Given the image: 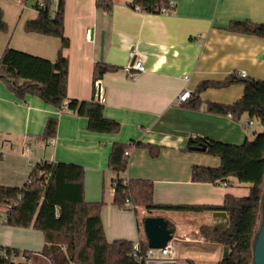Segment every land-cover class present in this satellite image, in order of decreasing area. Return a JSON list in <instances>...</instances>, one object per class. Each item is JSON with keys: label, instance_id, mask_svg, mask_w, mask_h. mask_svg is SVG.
Instances as JSON below:
<instances>
[{"label": "crops", "instance_id": "obj_1", "mask_svg": "<svg viewBox=\"0 0 264 264\" xmlns=\"http://www.w3.org/2000/svg\"><path fill=\"white\" fill-rule=\"evenodd\" d=\"M104 1L111 3V11L99 8L98 0H65L64 33L70 41L63 51L69 60L67 93L79 101L98 97L95 66L112 67L99 81V101L104 116L118 122L120 131H90L86 117L66 107L58 109L37 96L18 98L0 80V186L23 187L40 162L82 166L85 201L104 203L101 218L107 242L136 243L146 238L144 225L140 231L141 216L113 204L116 177L151 181L158 205L218 207L228 195L247 197V191L235 188L233 180L230 184L193 182L194 167L218 168L221 160L189 149V142L200 137L242 145L249 140L253 120L248 114L236 119L229 117L232 113L209 110V105L238 102L244 83L204 91L197 107L193 106L194 93L203 82L224 81L243 71L248 75L245 81L264 80V38L229 30L234 22L264 24V0H170L172 10L156 15L133 8V0ZM35 4V0H0L8 27L0 33V58L11 48L57 60L60 38L25 29L27 22L38 18ZM57 7L58 0H53V16ZM132 50L145 69L135 78L124 71ZM185 89L191 91V98L179 105ZM50 118L58 120L57 134L45 140ZM248 122L252 125L246 129L243 124ZM116 144L127 145L129 152L126 172L118 175L109 168ZM152 217H163L171 225L177 264H218L221 260L222 249L202 241L201 234L202 227L225 223L220 212L158 211ZM44 246V235L38 230L0 225L2 248L39 253Z\"/></svg>", "mask_w": 264, "mask_h": 264}, {"label": "trees", "instance_id": "obj_2", "mask_svg": "<svg viewBox=\"0 0 264 264\" xmlns=\"http://www.w3.org/2000/svg\"><path fill=\"white\" fill-rule=\"evenodd\" d=\"M38 18L26 24V31L60 38L61 50L56 61H50L28 53L7 48L0 58V80L18 98L37 96L58 109L65 107L73 113L86 117L89 130L115 134L120 124L104 116V105L96 95L91 101H79L68 97L69 60L63 51L70 41L64 33L65 0H58L55 15H52L53 0H35ZM43 3L44 7L40 8ZM97 6L111 11V3L98 0ZM131 6L148 14L168 13L172 10L170 0H133ZM8 29L4 11L0 8V33ZM229 30L264 38V24L249 21L234 22ZM113 70L106 64H96L94 83ZM230 75L224 81L203 82L194 93V107L200 95L208 89H224L244 83L243 97L230 106L209 105L210 111L232 113L236 119L248 114L264 126V80L245 81ZM97 93V92H96ZM57 118H50L43 135L45 140L56 137ZM202 142L208 143L205 153L218 157V168L194 167L192 180L196 183L230 184L235 180L240 185H249L247 197L226 196L222 206H170L154 202V186L151 181L114 180L113 204L120 209L132 210L138 216V228L142 231L144 221L158 211L175 212H220L225 223L202 227L201 234L210 244L229 249L228 258L218 264H251L252 242L256 232L260 201L264 190V132L255 134L253 141L232 145L204 138H192L189 149L194 150ZM127 145L116 144L110 156V170L123 174L127 169L125 152ZM152 149L151 147H149ZM85 170L82 166L66 163H37L29 175L31 183L21 188L0 186V209L6 210L1 224L15 228H33L43 233L45 246L42 252L20 251L0 247V264H146L132 257L134 243L117 240L108 243L105 238L100 203H87L84 194ZM141 211L145 214L142 215ZM169 228L171 225L169 224ZM145 252L148 243L144 236L139 241ZM188 264H195L189 261Z\"/></svg>", "mask_w": 264, "mask_h": 264}, {"label": "built area", "instance_id": "obj_3", "mask_svg": "<svg viewBox=\"0 0 264 264\" xmlns=\"http://www.w3.org/2000/svg\"><path fill=\"white\" fill-rule=\"evenodd\" d=\"M43 7H44V4L41 3L40 8H43ZM129 60L130 62L127 66H125L124 71L130 78H135L139 73L144 72L145 69H144L142 59L138 56L136 51L134 50L130 51ZM236 77H239L241 79H246L248 78V75L246 72L243 71V72L238 73ZM96 84L97 86H99V82H97ZM191 95H192L191 91L188 89H185L178 98V104L182 105L188 102L191 98ZM229 117L233 118L231 114L229 115ZM251 125H252V122L243 124L244 128L246 129L250 127ZM29 139L31 140L32 137ZM0 154H1V151H0ZM125 155L128 156L129 152H125ZM123 179L125 180V184H127L129 180L125 178ZM27 183L30 184L31 181L28 179ZM128 207H131L132 210L136 209V207H133V205H130L129 203H128ZM141 214L144 215L145 212L141 211ZM202 241H205V239L203 238ZM177 250H178V247L175 243V240H172L164 248L152 249L148 247V249L145 252H143L139 241H137L136 243H134V246H133L132 257L135 259V261L139 263L145 262L146 264H149V263H154V264L177 263Z\"/></svg>", "mask_w": 264, "mask_h": 264}, {"label": "water", "instance_id": "obj_4", "mask_svg": "<svg viewBox=\"0 0 264 264\" xmlns=\"http://www.w3.org/2000/svg\"><path fill=\"white\" fill-rule=\"evenodd\" d=\"M93 37V34L91 35ZM101 99V85L98 86V100ZM208 148L207 142H202L193 149L205 152ZM261 222L252 243V264H264V190L260 201ZM144 231L148 243V247L152 249L164 248L167 244L174 240V231L168 227V222L163 217H147L144 221ZM229 249L223 250L222 257L228 258ZM154 264V263H149ZM177 264V263H166Z\"/></svg>", "mask_w": 264, "mask_h": 264}, {"label": "rangeland", "instance_id": "obj_5", "mask_svg": "<svg viewBox=\"0 0 264 264\" xmlns=\"http://www.w3.org/2000/svg\"><path fill=\"white\" fill-rule=\"evenodd\" d=\"M263 127H262V124L259 121L254 119L253 120V125L248 130L249 141H253L254 140L255 134L264 132V128ZM233 186L235 188L239 187L243 191L246 190L247 191V196L249 195V192H250L249 185H239L237 182H235V180H233ZM4 214H5L4 211L0 209V220H1V222H2L3 217L6 215V214L5 215ZM260 216H261V211H260L259 219H260ZM257 229H258V226H257Z\"/></svg>", "mask_w": 264, "mask_h": 264}, {"label": "flooded vegetation", "instance_id": "obj_6", "mask_svg": "<svg viewBox=\"0 0 264 264\" xmlns=\"http://www.w3.org/2000/svg\"><path fill=\"white\" fill-rule=\"evenodd\" d=\"M260 222H261V216H260V219H259V223H258V228H260ZM258 230V229H257ZM257 230H256V232H257ZM256 232H255V234H256ZM255 234H254V236H255ZM253 243V242H252ZM253 263V256H252V260H251V264Z\"/></svg>", "mask_w": 264, "mask_h": 264}]
</instances>
